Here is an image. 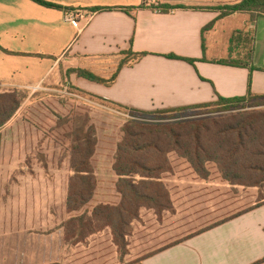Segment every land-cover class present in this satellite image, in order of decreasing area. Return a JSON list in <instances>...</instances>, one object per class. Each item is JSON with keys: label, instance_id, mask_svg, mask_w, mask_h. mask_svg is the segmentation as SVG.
I'll use <instances>...</instances> for the list:
<instances>
[{"label": "crops", "instance_id": "obj_1", "mask_svg": "<svg viewBox=\"0 0 264 264\" xmlns=\"http://www.w3.org/2000/svg\"><path fill=\"white\" fill-rule=\"evenodd\" d=\"M42 1L63 9L30 0H0L2 90L69 81L107 104L143 112L208 104L218 97H244L248 90L253 96H264V16L251 19V14L233 13L221 17L223 11L207 9L239 0H155L153 9L145 6L130 14L89 10L139 7L143 0ZM162 5L185 9L161 12L157 7ZM67 14L76 15L74 24L65 21ZM209 24L212 27L204 30ZM129 51L145 55L124 65L110 85L68 74L85 70L108 80ZM117 142L118 137L108 156L96 155L93 160L96 178L109 179L104 187L98 182L95 205L120 202L112 170ZM7 146L6 141L0 142L2 162ZM100 146L98 134L97 151ZM0 180V264H124L136 259L141 264H264V204L258 205L255 189L220 180L199 181L182 172L170 175L165 182L175 213H163L160 220L141 210L129 252L121 261L109 229L91 236L86 245H67L61 226L64 218L58 223L33 221V237L21 239L16 250L7 251L6 201L16 204V196L26 194L27 189L15 186L7 193L2 171ZM65 190L33 185V205L44 210L58 205L59 212L69 216ZM112 193L115 201L109 203L106 199ZM185 194L187 202L182 198ZM176 201L187 205L177 206Z\"/></svg>", "mask_w": 264, "mask_h": 264}, {"label": "trees", "instance_id": "obj_2", "mask_svg": "<svg viewBox=\"0 0 264 264\" xmlns=\"http://www.w3.org/2000/svg\"><path fill=\"white\" fill-rule=\"evenodd\" d=\"M30 1L48 8L63 9L42 0ZM144 7L143 4L128 8L95 7L89 11L99 13L121 10L130 14L131 11ZM157 8L161 12L185 9L184 6L169 5ZM207 9L223 11L221 17L233 13H248L251 14V19H254L264 16V0H239L234 5ZM212 25L209 24L204 30L210 29ZM126 55L117 71L108 80L101 79L85 70H70L68 74H75L91 82L110 85L124 65L139 61L145 54L129 51ZM167 58L183 60L190 64L195 62V60L174 55H169ZM249 68L252 69L250 66ZM7 94L11 93L0 94V128L13 117L21 104V96L15 100L13 97L6 96ZM263 101L264 96H253L248 90L244 97L229 99L218 97L213 103L156 112H143L115 106L132 114L149 115L183 113L222 106L232 107L252 102H258V106H261L264 105ZM8 106L10 108L6 111ZM231 118L227 121L213 122L214 124L200 120L155 128H147L133 121L127 122L122 126V138L115 147L112 165L116 176L114 182L115 190L119 194V204L115 206L98 204L91 208V211L70 218L64 225L62 223L65 243L73 247L86 245L91 236L109 229L113 244L117 247L122 261L129 252V240L133 235L134 224L141 220V210L151 212L160 220L163 213H175V203L165 180L179 172L195 176L199 181L220 180L230 186L255 189L258 205L264 204V112L243 113ZM87 122H89L88 117L86 124ZM97 145L98 133L93 124H89L85 131L84 128L80 129L70 158L73 180H77L79 188L72 185L70 181L66 200V212L69 215L79 213L97 190L98 184L92 160L97 151ZM171 155L175 156L174 160ZM182 188L188 190L185 185ZM182 198L186 201L189 197L187 195ZM176 204L177 206L187 205L178 201ZM211 227L208 226L206 229ZM130 263L141 264V259Z\"/></svg>", "mask_w": 264, "mask_h": 264}, {"label": "rangeland", "instance_id": "obj_3", "mask_svg": "<svg viewBox=\"0 0 264 264\" xmlns=\"http://www.w3.org/2000/svg\"><path fill=\"white\" fill-rule=\"evenodd\" d=\"M3 93H11L6 96L15 100L21 96V104L13 117L0 128V142L4 140L8 145L3 156L4 162L0 156V171L5 174L7 193L15 186L27 189L26 194L16 196L19 198H16V204L11 206L8 199L6 201V249L11 252L18 248L21 239L33 237V221L51 219L58 223L64 218V225L70 218L95 207L98 200L95 193L79 213L66 217L59 212L58 205L51 210H44L41 205H33V185L53 186L60 190L66 188V200L70 181L79 188L77 180H73L70 158L80 129L84 128L85 131L89 124L97 128L100 137L101 146L92 159L95 160L96 155H109L116 138L118 137V142L122 138V126L129 121L140 123L147 128H155L200 120L222 122L243 113L264 112V105L258 106V102H252L183 113L138 115L87 95L69 81L48 86L39 84L33 86V89H0V94ZM9 108L10 106L5 110L8 111ZM87 117L89 122L86 124ZM95 163L97 167H103L100 163ZM100 181L104 187L108 185L109 179H97L96 183ZM109 196L107 202L113 203L114 194ZM55 199H59V196L56 195ZM123 263L132 264L127 261Z\"/></svg>", "mask_w": 264, "mask_h": 264}, {"label": "built area", "instance_id": "obj_4", "mask_svg": "<svg viewBox=\"0 0 264 264\" xmlns=\"http://www.w3.org/2000/svg\"><path fill=\"white\" fill-rule=\"evenodd\" d=\"M142 4L147 7H151L155 4V0H143ZM65 21L69 22L70 24H74L76 22V15L74 14H67L65 15Z\"/></svg>", "mask_w": 264, "mask_h": 264}]
</instances>
